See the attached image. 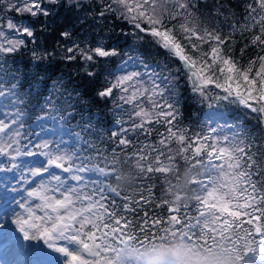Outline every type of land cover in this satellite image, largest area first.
Instances as JSON below:
<instances>
[{
    "label": "snow or ice",
    "instance_id": "snow-or-ice-1",
    "mask_svg": "<svg viewBox=\"0 0 264 264\" xmlns=\"http://www.w3.org/2000/svg\"><path fill=\"white\" fill-rule=\"evenodd\" d=\"M113 2L119 6L120 18L136 30L128 35H134L137 43L124 51L126 59L114 71L108 70L113 79L96 92L97 97L112 98V113L117 118L111 121L104 112L85 107L79 85L69 90L61 76L48 87L56 52L37 43L60 15L54 8L65 9L67 17L80 21L77 12L83 10V0H18L9 5L17 13L45 17L50 22L40 21L38 32L35 21L16 24L8 20L7 29L31 38L28 42L8 39L0 30V37H4L0 41V182L4 184L0 188V250L8 255L23 253L27 264H130L131 257L124 251L133 242L142 244L139 236L144 228L137 232L123 213H135L142 203L152 201V188L146 182L155 174L176 173L179 183L175 163L179 159L186 165L185 183L178 187V183L168 182L166 194L171 199L161 202L168 208V226L161 231L180 232L182 238L199 242L208 251L219 246L236 264H264V189L253 179L264 174V137H254L245 122L228 111L229 106L243 105L264 121V56L259 58L254 75L251 64L239 66L224 53L227 38L201 30L188 18L192 0ZM255 3L259 12L249 5L252 24L245 28L259 27L261 35H256L253 43L264 44V0ZM105 7L116 11L111 4ZM177 18L182 21L179 32L169 26ZM57 27L62 29L58 32L61 39L73 45L61 48L57 43L56 48L63 53L60 59L75 61L79 54L88 65L83 74L92 85L99 74L89 69L95 68L99 58L122 55L118 48L103 45L81 49L72 40L73 29L68 24ZM140 33L155 38L181 61L192 92L209 109L202 121L206 131L189 135L187 128L180 127V70L151 61L141 52ZM29 42L35 45L31 67L21 79V70L7 65L11 54L26 49ZM204 44H209L208 52L201 50ZM23 84H28V90L22 97ZM212 85L223 94L209 95ZM29 119L38 131L28 135L36 136L38 142L26 135L25 121ZM105 122L116 125V129H108L111 134L106 139L121 148L125 161H133L141 182L138 199L121 197L118 185L113 187L109 182L121 179L116 147L105 155L107 150L91 139L104 141L98 125ZM158 126L164 131H157ZM154 131L157 140L149 142ZM129 137L137 143L133 145ZM129 147L130 154L125 151ZM12 181L15 185L9 191L7 184ZM114 197L123 202L117 204ZM193 204L196 214L189 216L186 210ZM182 209L183 219L172 214ZM152 223L161 227L159 219Z\"/></svg>",
    "mask_w": 264,
    "mask_h": 264
},
{
    "label": "trees",
    "instance_id": "trees-1",
    "mask_svg": "<svg viewBox=\"0 0 264 264\" xmlns=\"http://www.w3.org/2000/svg\"><path fill=\"white\" fill-rule=\"evenodd\" d=\"M111 4L113 9L116 11H107L105 5ZM194 6H189L187 12L191 15L188 17L190 20H194L201 28L207 29L208 31H213L219 34L222 39L227 38L226 44L223 46L224 53L232 57L239 66L247 68L250 66L253 69L251 75H254L255 70L259 67V58L264 56V44L259 42L253 43L254 37L256 35H261L259 27H247L245 25H251L252 21L249 17V5L259 8L255 3V0H192ZM171 8V5H169ZM54 11H59L60 15L53 23L51 28H47L43 35H40L37 43L43 45L49 52L55 49L56 55L52 60L55 66V71L51 74V80L48 81V87H52V81L57 80L58 77H63L64 86L68 87L69 90L72 87L79 85V91L83 103L86 108H90L92 112L102 111L111 121L117 117L113 116L112 110L114 105L112 103V98H100L96 96V92L101 90L106 86V82L113 79L112 74L108 71L109 69L115 70L121 63L122 59H126L123 55L124 51L128 49L130 45L136 44L137 40L134 35H128L130 33L136 32L132 25L120 18V9L113 0H83V10L77 12V15L82 19L76 21L67 17L65 9L58 8ZM103 12L104 16H99V13ZM87 17L83 19V17ZM27 19L28 23L35 21V27L37 31H40V21H45L47 24L49 21L45 17H28L24 15L23 19ZM71 22L69 23V21ZM182 21L177 18L173 20L170 27L175 26L177 32H179V23ZM58 24H68L69 28L73 29L72 40L79 45L81 49L87 50L88 48H95L96 46L103 45L106 48H118L122 55L111 58H99L96 63L95 68H90L91 71H96L99 75L93 78L95 84L89 83L87 77L83 74L84 67H88L79 58L77 54V59L75 61H64L60 59L63 55L61 48L65 44L69 47L73 46L61 39L58 32L62 29L58 28ZM122 33L124 35H122ZM143 36V41L139 43V50L141 52L147 53L151 61L166 64L170 69H179L178 75V99L180 100V111H181V128H187L189 130V135L196 133H201L203 129L202 121L203 115L208 111L206 104H201L198 94L192 92V83L188 80V73L182 67V63L178 58L172 57L165 49H163L159 44L155 42V38L148 36L146 34L140 33ZM31 38L25 37V41H30ZM264 39V35H262ZM195 42V40L193 41ZM57 43L61 45V48H56ZM214 46V45H212ZM35 48V45L28 43L26 49H21L20 52L11 54L9 58V65L11 68H19L21 70V79L23 78V73L26 72L31 67V52ZM203 52H208L210 50L209 44H204L201 46ZM96 58L94 57V60ZM255 62V63H252ZM91 62H89L90 64ZM222 82V81H221ZM87 88V93L85 89ZM28 90V84H23L20 93L24 96V93ZM209 95L215 96L217 94H223L222 89L215 88L214 85L208 88ZM47 95V93H45ZM26 100L29 97H24ZM255 103V102H252ZM27 107V105H25ZM228 111L233 117H238L245 122V126L248 131L254 137H264V121L260 119V114L252 112L250 109L243 105H232L228 107ZM199 117V119H197ZM78 119V118H77ZM125 119H127L125 117ZM75 123V121H73ZM32 121L26 120L25 125L31 128ZM102 129V136L105 137L104 141L101 142L96 137H91L93 141L97 144L99 148L106 149L105 155H110L111 149L116 147V158L118 174L121 179L119 181L110 180L109 182L113 187L118 185V189L121 191V197L124 195H132L133 199H138V193L140 191V181L137 178L136 170L133 167L132 160H124V153L121 152V148L118 147L112 141L106 139L110 136L109 128L116 129L115 124H110L105 122L98 125ZM118 130V129H117ZM76 131H80L76 129ZM157 131H164L163 127H157ZM83 135V133H82ZM133 141V145L137 143L134 137H129ZM118 140L119 137L113 138ZM141 140L144 137L140 138ZM157 136L155 131L153 135L149 138V142H155ZM257 144L260 140L256 141ZM129 154L132 151V147L127 148ZM179 167L180 180L179 183L175 179L176 173L172 174H155L151 180H147V186L152 188L154 198L149 204H143L138 206L135 213H123L126 218L132 221V227L139 232L141 227L144 228L143 234L139 236V240L145 243V245H159L162 250H167L166 254H171L172 250H175L176 244L173 242V236L171 233H164L161 231L162 227H167L165 223L169 217V212L167 206L162 205L163 200L171 199L169 195L166 194V189L168 187V182L178 187H184L185 183V169L186 165L179 159L175 161ZM103 166V165H102ZM257 181V187L264 189V174H258L253 177ZM147 195V192L144 193ZM115 198V197H114ZM117 204L122 203V199L115 198ZM194 204L190 205L186 210L189 216H194L196 213L194 211ZM172 213L178 215V218L183 219V212ZM147 213V216H145ZM154 219L160 220L161 227L155 226L152 222ZM147 221V223H146ZM147 237V239H145ZM193 245V246H192ZM192 245L188 247L190 250L185 256L188 263L191 264L194 258H203L206 254V246L199 244V242H193ZM179 247L180 253L183 252V247ZM195 248L194 250H192ZM219 260L232 261L230 254L225 251H220L215 256Z\"/></svg>",
    "mask_w": 264,
    "mask_h": 264
},
{
    "label": "rangeland",
    "instance_id": "rangeland-1",
    "mask_svg": "<svg viewBox=\"0 0 264 264\" xmlns=\"http://www.w3.org/2000/svg\"><path fill=\"white\" fill-rule=\"evenodd\" d=\"M18 0H0V4H1V9H0V30H3L5 32V37L8 39H25L26 36L21 37L18 33H15L13 30L11 29H7L6 27V23L8 20H12L13 23L16 24H20V23H24V24H29L27 19H23L24 15L27 14H20L17 13L16 11H14L13 9L9 8L10 4H14L17 3ZM4 39V37H0V41H2ZM8 68H10V65H7ZM209 112V110L203 115V119L205 117V115ZM33 129L32 131L27 129L26 135L28 136V139H31L35 142H38L37 137L34 135H28L29 133H34L36 131H38V129L35 127V125H32ZM0 159H3V157H0ZM25 159H32L31 157H26ZM3 173L0 172V176H2ZM27 182V181H25ZM15 185V181L11 182L7 184V188L9 191H11L12 186ZM4 186L3 182L0 183V187L2 188ZM2 202V201H0ZM173 236V240L176 239V241L180 242L179 245L180 246H184L186 245L189 240L186 238H182V235L180 232H177L175 235L171 234ZM185 239L187 240V242L185 241ZM143 247L142 245H139L136 242H133V244L126 248L124 251V254L131 257V261L130 264H139V257L141 256ZM223 251L219 246L212 249L211 251L206 250V255L208 256H216L218 254V252ZM149 253H151L152 257H151V263L150 264H163L161 261V249L159 248H154V249H150ZM204 256V257H205ZM169 264H176L174 263V259L172 258V261H170Z\"/></svg>",
    "mask_w": 264,
    "mask_h": 264
},
{
    "label": "bare ground",
    "instance_id": "bare-ground-1",
    "mask_svg": "<svg viewBox=\"0 0 264 264\" xmlns=\"http://www.w3.org/2000/svg\"><path fill=\"white\" fill-rule=\"evenodd\" d=\"M5 260H7L9 264H27L28 257L25 256L23 253L8 255L3 253L2 250H0V264H3Z\"/></svg>",
    "mask_w": 264,
    "mask_h": 264
},
{
    "label": "clouds",
    "instance_id": "clouds-1",
    "mask_svg": "<svg viewBox=\"0 0 264 264\" xmlns=\"http://www.w3.org/2000/svg\"><path fill=\"white\" fill-rule=\"evenodd\" d=\"M167 252V250H165ZM165 252H162L161 255H164ZM183 253H181L182 255ZM191 264H236V262L228 261V260H219L215 256H208L206 255L203 258H194Z\"/></svg>",
    "mask_w": 264,
    "mask_h": 264
}]
</instances>
